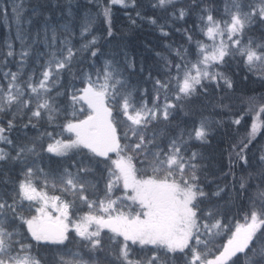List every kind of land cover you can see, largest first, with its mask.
Wrapping results in <instances>:
<instances>
[{
  "label": "snow or ice",
  "instance_id": "obj_1",
  "mask_svg": "<svg viewBox=\"0 0 264 264\" xmlns=\"http://www.w3.org/2000/svg\"><path fill=\"white\" fill-rule=\"evenodd\" d=\"M89 2L98 11L79 21L72 0L38 3L27 18L0 0L21 44L17 71L0 72V264H264V93L241 97V110L231 103L233 64L245 70L240 83L251 74L264 85V39L249 35L264 28V0H224L222 9L210 0ZM116 8L127 33L147 27L159 47L145 43L139 60L126 47L105 52L101 41L117 39ZM40 42L37 68L25 73ZM7 48L5 68L15 55ZM177 112L190 128L173 124ZM248 119L228 172L220 169L232 183L221 186L202 149L217 129Z\"/></svg>",
  "mask_w": 264,
  "mask_h": 264
},
{
  "label": "trees",
  "instance_id": "obj_2",
  "mask_svg": "<svg viewBox=\"0 0 264 264\" xmlns=\"http://www.w3.org/2000/svg\"><path fill=\"white\" fill-rule=\"evenodd\" d=\"M17 3L22 5L24 9L27 11L25 12V18L30 15V10L33 6L38 3H46L50 5H56L58 0H8V3ZM66 0H59V3L63 4ZM210 2H214L218 5L221 9L223 7L224 0H210ZM72 4L74 8L78 5L79 14V21L83 20L84 13L90 12L93 15L98 11L95 6V3H90L89 0H72ZM3 7V3H0V8ZM61 15L60 10L53 8V17L54 19L59 18ZM29 28L31 33H34L36 29L39 27L38 23H35ZM114 21H115V28L117 31V39L111 41V44L101 41L102 49L105 52H120L121 47H126L127 50L137 56L139 60L142 53H144V44L148 43L151 46L159 47L161 43V38L159 37L158 32H154L149 28L145 27L143 29H137L135 32L127 33L128 28V20L127 16L123 9L116 8L114 9ZM192 21L189 20L187 27H191ZM27 27V26H26ZM95 27V34L101 35L104 33V25L102 23V19L97 20ZM77 36L79 34V26L77 24ZM257 41L264 39V28L259 25L253 27V29L249 33ZM90 38V37H89ZM201 38V37H198ZM170 40L175 41L177 43H183V39L181 34L173 32ZM81 41H78V43ZM11 43L13 45V50L15 52L14 57H7L8 66L5 68L3 66V61L5 58V54L8 51L7 44ZM28 43L32 44L31 36L28 37ZM45 51L44 45L42 42L36 43L32 46L31 54L27 58V61L24 66L25 73L32 72L33 69L37 68L38 65V54ZM21 44L19 40L16 39V25L15 20L11 15V9H9V17L5 19L3 16H0V72L7 71L9 68L12 71H17L18 65L21 61ZM146 66L147 64L151 63V54L146 53ZM39 63H43V58L39 60ZM103 63L102 60L97 61V66H100ZM85 69H88V65L84 66ZM232 72L238 73L234 78L237 80L239 87L237 92L231 94V103L235 105V110H241L242 108V101L241 97L243 96H251L254 94L264 93V85H262L255 76L249 74V79L246 83H240L242 77L245 75V70L243 68H237L235 64L232 65L231 68ZM250 123L251 120L248 119L245 122H242L241 125H233V124H225L224 127L219 128L216 130V133L213 137L210 138L211 143L203 147L202 151L204 154L209 158V163L212 165V171L215 173L217 178V182L221 185H231L232 177L227 176L226 178L221 174L220 169L224 173L228 172V152L231 149L233 144L239 143L242 139H244L249 130H250ZM174 125H180L181 127H188L190 128V119L184 116L182 113L177 112L174 119ZM257 148L260 144H264V138H262L259 134L257 136ZM256 148H252V150L248 153L250 163L252 167L248 170L251 171L254 175L257 174L259 171L258 165L256 163ZM236 175L239 177L241 175L240 169H236ZM255 183V181H254ZM228 200L227 195H225L224 199L220 201L222 206L225 205V202ZM227 210V209H226ZM235 209H232L234 212ZM231 217V212L229 213ZM240 219V217H237ZM242 222V220H241Z\"/></svg>",
  "mask_w": 264,
  "mask_h": 264
}]
</instances>
